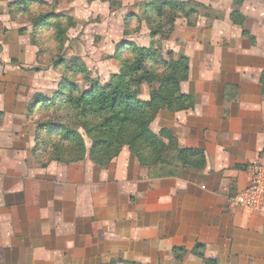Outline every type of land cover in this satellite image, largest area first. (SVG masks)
<instances>
[{"label":"crops","instance_id":"obj_1","mask_svg":"<svg viewBox=\"0 0 264 264\" xmlns=\"http://www.w3.org/2000/svg\"><path fill=\"white\" fill-rule=\"evenodd\" d=\"M17 1L0 0V264H264L261 218L227 202L264 156V0H179L211 12L195 27L178 19L165 42L189 59L181 92L195 105L161 111L151 128L202 150L206 165L163 177L128 146L106 167L89 152L38 163L37 101L58 83L37 65L29 31L20 33ZM146 1H132L134 12Z\"/></svg>","mask_w":264,"mask_h":264},{"label":"trees","instance_id":"obj_2","mask_svg":"<svg viewBox=\"0 0 264 264\" xmlns=\"http://www.w3.org/2000/svg\"><path fill=\"white\" fill-rule=\"evenodd\" d=\"M31 5V0H18L11 5L15 19L20 21L21 17L31 15ZM140 8L143 16L149 19L146 21L150 28V44L147 47L139 46L131 40L118 44L114 58L120 59V53L124 51L134 54L135 58L121 64L119 73L112 75L109 83L102 84L93 78L90 70L78 58L71 63L66 59L60 61L63 67L67 64L76 68L77 74L83 75L89 87L81 90L69 79L63 78L56 89L37 101L39 124L33 154L38 163L79 162L89 152L93 163L106 167L118 156L123 146H128L153 177L173 176L181 169L202 170L205 167L206 156L202 150L181 148L171 130L155 134L151 125L163 110L177 113L194 107V98L181 92L182 83L189 79V59L183 55L176 58L171 51L165 55L162 43L171 38L178 19H186L189 27H195L202 14L208 11L207 15L210 16L211 12L203 4L179 0H151ZM166 14L169 19L165 25L153 18L156 16L159 20H165ZM57 17L46 15L34 23L33 43H37L36 31H43L47 20ZM128 17L142 21V15L137 13H130ZM232 20L243 27L244 18L240 13H233ZM140 22L136 31L130 32L129 20H126L124 36L138 33ZM24 32L26 29H21L20 33ZM74 60H79L80 65H74ZM151 64L162 66V73L155 72ZM154 83H159V87L152 89L148 100H141L142 86H152ZM262 84L264 86V73ZM55 115L58 117L55 118ZM198 255L203 256L201 253Z\"/></svg>","mask_w":264,"mask_h":264},{"label":"rangeland","instance_id":"obj_3","mask_svg":"<svg viewBox=\"0 0 264 264\" xmlns=\"http://www.w3.org/2000/svg\"><path fill=\"white\" fill-rule=\"evenodd\" d=\"M132 1L134 0H31L32 5L29 8L32 14L21 17L19 23L27 26L28 37L36 51L37 65L48 72L49 80H55L53 83L57 84L66 78L79 86V89L85 90L89 87V83L83 75L77 74L76 68L71 65L65 64L63 67L60 61L66 59L70 62L78 58L87 66L93 78L98 79L102 84L109 83L111 76L119 73L121 64L135 58L134 54L127 51L120 53V59L114 58L117 45L124 40H131L139 46H144L143 44L150 41V28L146 21L149 19L143 16V10L140 9L141 22L139 19L131 20L129 18L132 17H128L130 13H136L134 12L138 10L136 6L140 4L137 2L133 4ZM39 3L43 5H38ZM46 15H58V17L47 20L48 24L43 31H36L37 43H33L34 23L40 18L44 19ZM155 17L153 16L164 25L169 19L167 14L165 20ZM126 20H129L130 32L136 31L138 23H141L138 33L124 36ZM162 46L166 55L168 51L165 50V42ZM80 63L79 60H74V65ZM150 67L155 72L162 73V66L151 64ZM158 87L159 83H154L152 86L144 84L140 99L148 100L152 89ZM57 117L55 115V118ZM87 142L89 146V140Z\"/></svg>","mask_w":264,"mask_h":264},{"label":"built area","instance_id":"obj_4","mask_svg":"<svg viewBox=\"0 0 264 264\" xmlns=\"http://www.w3.org/2000/svg\"><path fill=\"white\" fill-rule=\"evenodd\" d=\"M230 206L254 211L261 218L264 229V156L251 167V180L242 192L228 198Z\"/></svg>","mask_w":264,"mask_h":264}]
</instances>
